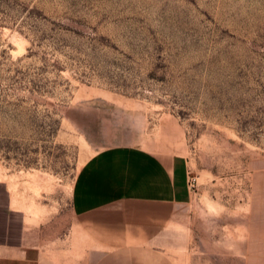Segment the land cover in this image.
Returning <instances> with one entry per match:
<instances>
[{
    "label": "rangeland",
    "instance_id": "obj_1",
    "mask_svg": "<svg viewBox=\"0 0 264 264\" xmlns=\"http://www.w3.org/2000/svg\"><path fill=\"white\" fill-rule=\"evenodd\" d=\"M170 122L195 180L178 264H246L249 177L264 158V0H0V180L29 227L0 264H83L75 187L105 166L117 202L136 163L139 194ZM129 224L127 240L144 230Z\"/></svg>",
    "mask_w": 264,
    "mask_h": 264
},
{
    "label": "crops",
    "instance_id": "obj_2",
    "mask_svg": "<svg viewBox=\"0 0 264 264\" xmlns=\"http://www.w3.org/2000/svg\"><path fill=\"white\" fill-rule=\"evenodd\" d=\"M175 128L170 122L165 129L167 135H164L163 142L158 140L156 148L153 147L156 153L149 150L147 158H144L139 170L146 171V174L139 194L135 182L136 163L130 166L128 172L132 175L128 180V189L115 195L117 202L113 200L110 178L106 175L101 177V174L109 173L105 166L96 169L95 178L90 167L89 186L75 187L73 226L79 234L75 254L78 251L80 256L83 252V258H80L85 260L83 264H134V261L146 264L143 261L150 258L149 254H152L153 260H157V264L160 261L178 264L177 260L182 258L178 257L177 251L183 248L187 251V245L193 243L192 234L184 237L178 235V229L186 228L189 221L186 216L189 191L185 182L188 172L186 160L176 152ZM249 185L243 222L244 259L246 264H264V158L250 173ZM81 197L84 204L80 203ZM130 200H138V203L131 204ZM26 217L24 210L14 203L8 185L0 180V250H14L25 245L29 234ZM131 221L135 222V227L144 230L133 237L128 236L127 240L119 234L123 228L130 226ZM114 243L138 246L113 248Z\"/></svg>",
    "mask_w": 264,
    "mask_h": 264
},
{
    "label": "built area",
    "instance_id": "obj_3",
    "mask_svg": "<svg viewBox=\"0 0 264 264\" xmlns=\"http://www.w3.org/2000/svg\"><path fill=\"white\" fill-rule=\"evenodd\" d=\"M194 181V177L192 175H189V173L187 172L185 182L188 190L194 185Z\"/></svg>",
    "mask_w": 264,
    "mask_h": 264
}]
</instances>
